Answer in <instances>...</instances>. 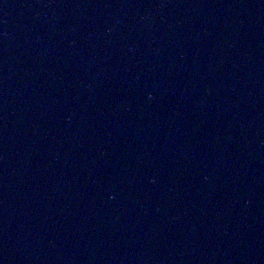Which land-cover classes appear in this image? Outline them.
Returning a JSON list of instances; mask_svg holds the SVG:
<instances>
[{"label":"water","instance_id":"obj_1","mask_svg":"<svg viewBox=\"0 0 264 264\" xmlns=\"http://www.w3.org/2000/svg\"><path fill=\"white\" fill-rule=\"evenodd\" d=\"M0 264H264V0H0Z\"/></svg>","mask_w":264,"mask_h":264}]
</instances>
